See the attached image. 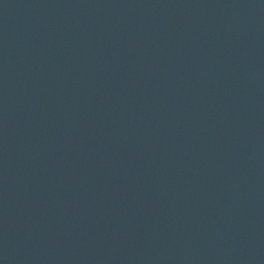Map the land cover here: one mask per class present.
I'll list each match as a JSON object with an SVG mask.
<instances>
[{
	"label": "water",
	"instance_id": "obj_1",
	"mask_svg": "<svg viewBox=\"0 0 264 264\" xmlns=\"http://www.w3.org/2000/svg\"><path fill=\"white\" fill-rule=\"evenodd\" d=\"M0 248L264 264V0H0Z\"/></svg>",
	"mask_w": 264,
	"mask_h": 264
}]
</instances>
